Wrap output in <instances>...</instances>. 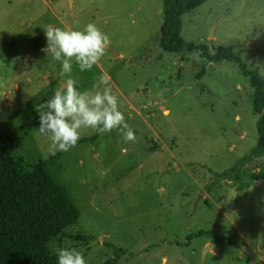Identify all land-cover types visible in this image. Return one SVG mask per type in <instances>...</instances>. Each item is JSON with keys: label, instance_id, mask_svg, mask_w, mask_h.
Masks as SVG:
<instances>
[{"label": "rangeland", "instance_id": "1", "mask_svg": "<svg viewBox=\"0 0 264 264\" xmlns=\"http://www.w3.org/2000/svg\"><path fill=\"white\" fill-rule=\"evenodd\" d=\"M161 8V0H0V130L15 155L47 160L78 207L54 250L75 249L87 264H264V152L248 78L231 61L162 50ZM88 23L110 45L90 71L73 64L72 78L94 91L107 74L137 139L124 143L113 130L52 160L36 109L59 86L61 64L43 51L44 27ZM181 36L211 53L231 45L264 77V0H206L182 15ZM199 230L234 242L210 246L212 234Z\"/></svg>", "mask_w": 264, "mask_h": 264}, {"label": "trees", "instance_id": "2", "mask_svg": "<svg viewBox=\"0 0 264 264\" xmlns=\"http://www.w3.org/2000/svg\"><path fill=\"white\" fill-rule=\"evenodd\" d=\"M206 0H161L162 23L159 47L168 52L199 51L208 62L231 61L248 78L252 111L256 115V144L264 152V77L258 68L249 69L231 45L214 47L196 44L181 36V17ZM99 136L80 138L77 144L94 142ZM15 146L0 130V264H58L51 243L61 240L79 218V210L69 190L62 185L47 160L29 162L14 154ZM63 152L50 159L57 160ZM212 234L213 243L228 240ZM190 237V236H189ZM104 264H118L108 260Z\"/></svg>", "mask_w": 264, "mask_h": 264}, {"label": "clouds", "instance_id": "3", "mask_svg": "<svg viewBox=\"0 0 264 264\" xmlns=\"http://www.w3.org/2000/svg\"><path fill=\"white\" fill-rule=\"evenodd\" d=\"M46 47L43 49L61 64L59 86L42 104L37 106L38 132L50 140L49 152H68L81 138V131L91 129L100 136L117 130L124 143L136 142V134L119 110L118 97L110 86V77L101 74L95 78L93 90H80L72 78L73 64L79 72L90 71L99 64L110 45L107 34L95 23L83 30L62 29L53 25L44 27ZM199 60V55L192 54ZM239 87V86H238ZM249 92L255 89L249 87ZM167 114V113H166ZM101 148L104 144L101 143ZM58 264H87L83 254L72 248L56 250ZM167 258H161L166 264Z\"/></svg>", "mask_w": 264, "mask_h": 264}, {"label": "water", "instance_id": "4", "mask_svg": "<svg viewBox=\"0 0 264 264\" xmlns=\"http://www.w3.org/2000/svg\"><path fill=\"white\" fill-rule=\"evenodd\" d=\"M114 53H115V52H114ZM214 245H215V243H211V244H210V246H214Z\"/></svg>", "mask_w": 264, "mask_h": 264}, {"label": "crops", "instance_id": "5", "mask_svg": "<svg viewBox=\"0 0 264 264\" xmlns=\"http://www.w3.org/2000/svg\"><path fill=\"white\" fill-rule=\"evenodd\" d=\"M215 246V245H214Z\"/></svg>", "mask_w": 264, "mask_h": 264}]
</instances>
